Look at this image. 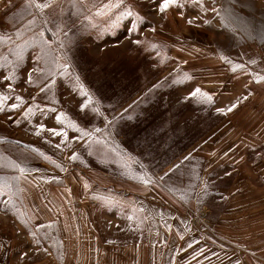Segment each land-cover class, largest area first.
Returning <instances> with one entry per match:
<instances>
[{
	"label": "rangeland",
	"instance_id": "374dc122",
	"mask_svg": "<svg viewBox=\"0 0 264 264\" xmlns=\"http://www.w3.org/2000/svg\"><path fill=\"white\" fill-rule=\"evenodd\" d=\"M157 2L0 0V153L8 158L0 171V264H222L229 247L231 264H243L241 254L259 259L254 241L226 238L222 213L231 203V233L241 226L253 234L264 223V0H178L180 7L164 13ZM128 8L144 18L135 31L128 30L135 17L123 15ZM12 103L19 107L10 111ZM49 108L56 113H42ZM40 124L45 129L37 135ZM73 124L91 138L74 141ZM61 127L72 139L66 148L79 149L71 170H88L81 180L92 197L100 193L91 174L101 154L166 168L156 177L175 194L168 199L181 201L191 227L183 222L182 230L193 240L144 260L127 249L140 228L126 226L121 209L112 220L104 207L95 222L67 216L66 233L48 223L16 171L19 163L57 164L60 155L49 149L63 137L47 129ZM207 246L220 256L208 259ZM64 248L66 255L48 254Z\"/></svg>",
	"mask_w": 264,
	"mask_h": 264
},
{
	"label": "crops",
	"instance_id": "0c3cea01",
	"mask_svg": "<svg viewBox=\"0 0 264 264\" xmlns=\"http://www.w3.org/2000/svg\"><path fill=\"white\" fill-rule=\"evenodd\" d=\"M70 140L72 141L71 138ZM70 140H67L61 148H56V150L49 149L54 154L60 155V157H56L57 164L48 161L19 163V169L16 171L19 185L23 188V192L35 195L32 200L38 201L39 208H45V211H42L40 216L47 217L49 219L47 220L48 223H60L59 225H63L62 232L66 233L71 232L69 227L68 229L65 228L67 225L65 218L67 216L80 220L76 222L89 221L88 219H91L90 222H95L94 219L97 220L103 214L102 210L104 207L106 209L105 216L112 217V220L113 217H116L114 212L118 213V210L121 209L122 213L126 214L121 221L127 219V222H125L126 226L130 227L135 224L140 228L132 244L127 246V249L138 251V255H141L144 260L146 257L154 258L155 255H159L161 251L166 249L180 250L181 246L183 248V241L193 240V235L190 232L182 230L183 222L187 229L191 227L188 221H184L181 201L178 203L175 200L171 201L168 199L169 196L175 194L164 185L162 180H158L156 177V174L163 175L166 168L158 171L154 170L157 171L155 173L144 163L139 166L131 162L127 156L108 154L109 158L107 159L106 154H104L105 156L98 154L101 161L99 163V158L96 159L98 164L93 174H91L97 178L99 183L98 189L100 191L96 188L95 191L100 193L95 198L90 196L93 194L87 195L86 182L81 180V178L90 175L87 172L88 170L83 169L84 167L71 170L69 155L79 149L76 148L73 151L71 148H66L67 146L70 147ZM81 152H84L82 148ZM188 155V157L193 159V154ZM5 159H8L7 156L0 153V171L1 164ZM21 168L23 172L20 171ZM146 177L150 181L147 185L142 180V178L146 179ZM150 177L154 180L152 181ZM104 180H108V182ZM228 205H224V212L222 213L224 234L227 236L225 237L234 241H254L251 244L254 250L251 251L259 259H253L243 254L236 256L239 259H243V264H264V223L256 224L254 226L255 233L253 232V234L242 233L241 231L246 229L241 228V226L238 227L237 232L231 233V221L227 223V219L231 220V203H228ZM237 208H241V206ZM225 209L229 211H225ZM107 210L109 213H107ZM111 246L115 248V245ZM229 248L224 249L221 254L222 264H231V258L235 257L231 256V249ZM48 251V254L54 256L66 255L67 253L65 248L62 249L60 254L53 253L50 249ZM216 251L218 250L207 246L206 254L208 259L212 257L214 260L216 255L220 256V253H216ZM176 253L174 255H177ZM172 255V253L169 254V256Z\"/></svg>",
	"mask_w": 264,
	"mask_h": 264
},
{
	"label": "snow or ice",
	"instance_id": "6c2138e0",
	"mask_svg": "<svg viewBox=\"0 0 264 264\" xmlns=\"http://www.w3.org/2000/svg\"><path fill=\"white\" fill-rule=\"evenodd\" d=\"M113 6L115 7H121L122 4H117V5H113L111 3L107 4L105 7L107 8H112ZM172 6H176V7H180L179 3H178V0H158L157 4H156V9L157 11H159L160 13H164L166 10H168L170 7ZM202 6V5H201ZM36 7L38 8H41V7H47L46 4H39L37 3L36 4ZM124 16H127V17H135L134 19H132L130 21V28L128 29L129 31H135L138 29L139 25L142 24L144 22V18L138 13V12H134L131 8H128L125 10V12L123 13ZM191 23V21H189ZM40 36L41 38H43V33H40ZM138 43V41H137ZM61 68H63L65 71H67L68 69V65L67 64H62L61 65ZM6 80H9L11 79L10 77H6L5 78ZM264 79V78H262ZM31 80H32V77H31V74L28 75V82L31 83ZM259 82V81H258ZM53 83V81H49V84ZM49 84H46L44 88L41 89V91H44L46 88L49 87ZM9 88H11V85H9ZM81 93L86 95V93L83 92V86L81 85ZM201 92V90L199 88L195 89L192 93H190L191 96H195L197 94H199ZM205 97L208 99V100H211V97L208 95V94H204ZM22 98L17 96L16 97V100L17 101H20ZM4 100H5V97L0 95V111H3L4 110ZM19 107V104L18 103H12L10 106H9V110H15ZM87 107V104H82L81 105V111H84V109ZM236 107L235 104H233L229 109H227V111H231L232 109H234ZM42 113L43 112H47V111H51L53 113H56V109L55 108H49V109H45V110H41ZM218 111L220 112H223L224 110L223 109H218ZM32 113V108L29 107L27 109V114H31ZM96 113H94L95 115ZM63 113H57L55 115V121L57 124H62V117H63ZM105 121H107V117H105ZM89 123H91V120L89 121ZM72 128L75 132L79 133V135L77 136H74L73 137V140H85V138H91V133L90 132H87V131H82V129L73 124L72 125ZM45 129V125L44 124H40L37 129H36V134L39 135L43 130ZM48 132H50L53 136H61L63 137V139L61 140L60 144H57L56 147L59 148L61 147V145L65 144L66 140H67V136H68V133L67 131L61 127L59 130H57L56 128H49L47 129ZM97 132H99L100 130L99 129H96ZM34 151H36L37 153H39L40 156H42L43 158L45 159H50V157H48L45 153L41 152L39 149H35L33 148ZM77 158V153H73L71 157H69V159L71 160H75ZM21 172H23V169L21 168L20 169ZM167 175V173L165 174ZM143 180V183L144 184H149L150 181L148 179H145V178H142ZM85 188H87V184H85ZM189 247H191V244H189Z\"/></svg>",
	"mask_w": 264,
	"mask_h": 264
}]
</instances>
